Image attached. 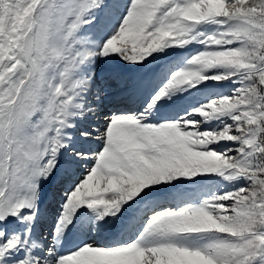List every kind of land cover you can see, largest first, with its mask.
<instances>
[{
    "label": "snow or ice",
    "instance_id": "6c2138e0",
    "mask_svg": "<svg viewBox=\"0 0 264 264\" xmlns=\"http://www.w3.org/2000/svg\"><path fill=\"white\" fill-rule=\"evenodd\" d=\"M0 264H264V0H0Z\"/></svg>",
    "mask_w": 264,
    "mask_h": 264
},
{
    "label": "rangeland",
    "instance_id": "374dc122",
    "mask_svg": "<svg viewBox=\"0 0 264 264\" xmlns=\"http://www.w3.org/2000/svg\"><path fill=\"white\" fill-rule=\"evenodd\" d=\"M157 64H153L152 66H156ZM50 186V185H49ZM47 187V189H46V201L48 202V199L49 200H51V202L48 204V205H46V207H48L49 205H51V203H52V199H53V193L54 192H56L57 194L59 193V189L58 188H56V189H52V188H50V187Z\"/></svg>",
    "mask_w": 264,
    "mask_h": 264
},
{
    "label": "bare ground",
    "instance_id": "6f19581e",
    "mask_svg": "<svg viewBox=\"0 0 264 264\" xmlns=\"http://www.w3.org/2000/svg\"><path fill=\"white\" fill-rule=\"evenodd\" d=\"M153 68H156L157 69V71H159L160 69L158 68V66L156 65V66H152ZM50 188H54L53 186H49Z\"/></svg>",
    "mask_w": 264,
    "mask_h": 264
}]
</instances>
